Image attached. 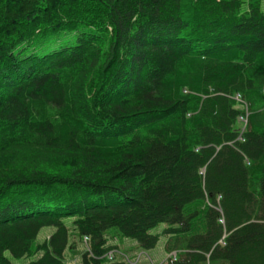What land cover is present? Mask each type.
Returning a JSON list of instances; mask_svg holds the SVG:
<instances>
[{
	"label": "trees",
	"instance_id": "trees-1",
	"mask_svg": "<svg viewBox=\"0 0 264 264\" xmlns=\"http://www.w3.org/2000/svg\"><path fill=\"white\" fill-rule=\"evenodd\" d=\"M261 1L0 0V264H264Z\"/></svg>",
	"mask_w": 264,
	"mask_h": 264
},
{
	"label": "rangeland",
	"instance_id": "rangeland-1",
	"mask_svg": "<svg viewBox=\"0 0 264 264\" xmlns=\"http://www.w3.org/2000/svg\"><path fill=\"white\" fill-rule=\"evenodd\" d=\"M261 10L264 11V0L261 1ZM198 203H199L198 201H194L187 204L184 208L185 213L188 210H194L198 206ZM66 224L69 228V237H68V247L64 252L65 261L67 262V264H80V253L84 251V249H86L87 243L85 242L84 239L79 238L70 221H67ZM167 226L168 224H159L158 226H156L151 230V233L161 235L162 230ZM201 226H202L201 223L197 222V226H195V228L199 230L201 229ZM53 231H54L53 227H45L41 229L40 232L38 233L36 243L43 242L45 239H47L50 236V234ZM115 231H116L115 229L111 228L107 230V233L109 236L115 235ZM164 242L165 239L160 236L155 247L150 250L138 249L136 248V244L134 242H132V244H128L125 242L118 243L119 246L118 249L122 250V253H124V255H121L119 253L115 254L113 259H115L116 261H122V260L124 261V258L127 257L130 260L132 257L133 258L135 257V253L138 254L140 252H143L145 253V255L143 257H140V260L136 264H162L164 260L167 258V254H165V251L163 250ZM39 255L40 254H36L32 257L37 258ZM12 261L16 264H20L21 262L28 261V259H22L20 261L12 258ZM200 264H208L207 259H205Z\"/></svg>",
	"mask_w": 264,
	"mask_h": 264
},
{
	"label": "built area",
	"instance_id": "built-area-1",
	"mask_svg": "<svg viewBox=\"0 0 264 264\" xmlns=\"http://www.w3.org/2000/svg\"><path fill=\"white\" fill-rule=\"evenodd\" d=\"M240 120H243L244 121V119H242V118H239ZM84 240H85V242H86V239L84 238ZM113 254H114V251H109L107 254H106V256H107V258L108 259H111L112 257H113ZM145 255V253H143V252H140V253H135V257L133 258H131L130 260L127 258V257H125L124 258V261L125 262H127V263H129V264H136V263H138V261L140 260V257H143ZM174 257L175 256V253L174 252H172V253H169V254H167V258L168 257Z\"/></svg>",
	"mask_w": 264,
	"mask_h": 264
},
{
	"label": "crops",
	"instance_id": "crops-1",
	"mask_svg": "<svg viewBox=\"0 0 264 264\" xmlns=\"http://www.w3.org/2000/svg\"><path fill=\"white\" fill-rule=\"evenodd\" d=\"M126 241H123V242H125V243H128V244H132V242L133 241H131V240H127V239H125ZM135 243V242H134ZM139 249V248H138Z\"/></svg>",
	"mask_w": 264,
	"mask_h": 264
},
{
	"label": "bare ground",
	"instance_id": "bare-ground-1",
	"mask_svg": "<svg viewBox=\"0 0 264 264\" xmlns=\"http://www.w3.org/2000/svg\"><path fill=\"white\" fill-rule=\"evenodd\" d=\"M111 251H114V250H111ZM115 253H116V251H114L113 257H114V255H115ZM113 257H112V258H113ZM112 258H111V259H112Z\"/></svg>",
	"mask_w": 264,
	"mask_h": 264
}]
</instances>
